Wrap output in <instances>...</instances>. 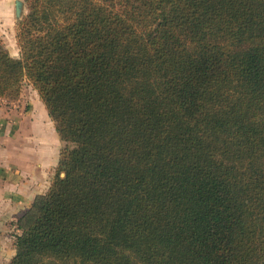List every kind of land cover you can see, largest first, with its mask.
I'll use <instances>...</instances> for the list:
<instances>
[{"label": "trees", "instance_id": "1", "mask_svg": "<svg viewBox=\"0 0 264 264\" xmlns=\"http://www.w3.org/2000/svg\"><path fill=\"white\" fill-rule=\"evenodd\" d=\"M24 2L0 98L62 147L8 264H264V0Z\"/></svg>", "mask_w": 264, "mask_h": 264}, {"label": "crops", "instance_id": "2", "mask_svg": "<svg viewBox=\"0 0 264 264\" xmlns=\"http://www.w3.org/2000/svg\"><path fill=\"white\" fill-rule=\"evenodd\" d=\"M14 1L0 0V11L9 12ZM29 86L28 110L0 108V257L7 241L14 251L9 233L34 199L48 190L62 147L54 122Z\"/></svg>", "mask_w": 264, "mask_h": 264}, {"label": "rangeland", "instance_id": "3", "mask_svg": "<svg viewBox=\"0 0 264 264\" xmlns=\"http://www.w3.org/2000/svg\"><path fill=\"white\" fill-rule=\"evenodd\" d=\"M20 1L23 5L20 16L21 19V17L25 14L26 9L24 0ZM20 19L15 16L14 4H12L11 10L9 12H7L5 9H3V11H0V43L5 47V49L13 58H17L19 56V47L17 46L16 42V26L17 22ZM30 88L31 87L29 86V83H27V81H23L19 94L16 97L5 96L0 98V108L7 111L13 110L15 112L28 110V100L31 97L32 93V90ZM20 94L22 95V98L20 97ZM19 99L21 100L19 101ZM15 230H11V232L9 233V235H11L13 238V242L15 237L14 235L16 233ZM1 250L4 255L0 257V264H8L14 255V251L12 252L11 242L7 241V245L5 247L3 246Z\"/></svg>", "mask_w": 264, "mask_h": 264}, {"label": "water", "instance_id": "4", "mask_svg": "<svg viewBox=\"0 0 264 264\" xmlns=\"http://www.w3.org/2000/svg\"><path fill=\"white\" fill-rule=\"evenodd\" d=\"M22 2L20 0H15L14 1V12H15V16L20 19V16H21V12H22ZM59 177L60 178H63L64 177V172H60L59 174Z\"/></svg>", "mask_w": 264, "mask_h": 264}]
</instances>
